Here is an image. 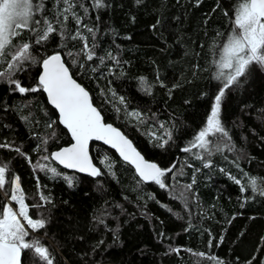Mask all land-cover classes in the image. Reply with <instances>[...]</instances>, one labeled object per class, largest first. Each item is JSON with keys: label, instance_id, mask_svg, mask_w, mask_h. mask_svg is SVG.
Returning <instances> with one entry per match:
<instances>
[{"label": "trees", "instance_id": "obj_1", "mask_svg": "<svg viewBox=\"0 0 264 264\" xmlns=\"http://www.w3.org/2000/svg\"><path fill=\"white\" fill-rule=\"evenodd\" d=\"M82 2L89 8L84 23L97 29V57L111 51L120 65L109 60L100 65L98 59L87 61L83 54L77 55L82 42L70 38L75 32L71 18L66 22L65 39L54 34L34 54L40 59L60 51L107 122L120 128L148 161L161 168L173 163L177 167L167 177V189L152 182L138 183L132 165L109 147L94 143L92 157L105 173L100 177L70 172L48 162L62 174L76 177L74 186L68 187L63 179H53L32 166L46 154L43 147L39 152L34 150L40 138L49 137L47 154L71 143L67 130L58 124L57 111L43 91L21 95L0 81V144L19 147L32 161L14 150L0 148V166L7 164L10 169L6 187L12 176H19L29 215L48 220L46 227L31 233L29 239H38L46 246L54 264H213L209 255L224 264H246L258 247H264V197L256 195L245 202L240 186L225 173L243 183L251 178L257 179L258 185L264 183V69L253 64L240 85L228 90L222 99L220 118L234 150L213 151L210 157L205 153L213 162L212 168H203L200 160L182 151L206 126L219 85L215 76L220 45L231 34L234 9L244 0H141L139 4L137 0H106L108 6L98 13L92 10L91 0ZM45 6V14L52 19L55 0H45ZM76 11L83 16L82 9L77 7ZM84 35H88L86 30ZM32 36L23 30L13 43ZM69 51L72 56L67 55ZM25 68L17 78L25 87L36 86L40 67ZM108 68L113 69L112 74ZM141 77L147 81L144 87ZM149 86L150 91H146ZM120 97L125 103H120ZM133 111L141 117L126 115ZM49 122H56L53 128L47 127ZM160 124L165 129H160ZM165 130L171 131L172 140L164 148L156 147L149 135L162 136ZM53 131L55 137H51ZM212 139L221 142L218 137ZM105 155L112 162L114 176L99 163ZM187 164L201 170L195 173L196 183L187 194L186 208L179 196L182 186L193 178ZM39 192L51 203L36 209L32 205L39 202ZM246 195L251 196V191ZM4 203L0 191V206ZM173 249L181 251L177 254ZM257 254L264 258V251ZM22 260L23 264H39L32 251L22 253Z\"/></svg>", "mask_w": 264, "mask_h": 264}, {"label": "snow or ice", "instance_id": "obj_2", "mask_svg": "<svg viewBox=\"0 0 264 264\" xmlns=\"http://www.w3.org/2000/svg\"><path fill=\"white\" fill-rule=\"evenodd\" d=\"M140 2L141 0H137L138 4ZM107 6L106 0H91V8L97 13ZM55 7L54 16L49 19L45 14V0H0V81L9 85L12 92L21 95L39 91L46 93L48 102L58 110V124L67 129L72 140L69 146L47 154L49 137L40 138L41 143H38L34 150L39 152L43 147V152L46 154L41 155L32 164L33 169L49 173L53 179H63L68 187L74 186L76 177L62 174L57 170V167L48 163L50 160L57 162L65 169L86 173L94 178L100 177L105 173L93 162L89 149L90 142L99 141L115 149L124 162L134 166L138 183L152 182L160 189H167L169 187L167 177L169 174H173L177 165L173 163L168 168H161L156 163L146 161L121 131L113 127L112 124L105 123L101 112L93 105L89 92L73 79L60 51L46 54L40 59L34 54L39 48L44 47L54 34L62 40L65 39L68 35L66 22L71 18L75 22V32L71 34L70 38L82 42V48L77 55L83 54L87 61L98 59L100 65H105L106 60L116 66L121 63L111 51H107L104 56L97 57V29L84 23V17L89 15V8L85 7L82 0H55ZM77 7L82 9L83 16L77 13ZM234 11L231 34L226 35L224 42L220 45L219 60L216 62L218 71L215 76L219 85L214 94L210 115L206 118V126L198 131L187 146L182 148L183 152L200 160L203 168L214 166L212 160L205 157V153L210 157L213 151L234 150L229 132L220 118L221 102L226 92L232 87L240 85L241 78L246 77L253 64L264 69V0H244ZM225 15L227 16L228 13L225 12ZM99 18L97 15L96 19L99 20ZM155 27L156 25H153V28ZM23 30L30 31L33 36L26 41L13 43L14 39L21 36ZM85 30L88 33L87 36L84 35ZM89 37L92 41L91 44ZM67 55L72 56V51H69ZM75 62L73 60V63ZM25 65H38L41 69L34 87L23 86L17 78L18 73L26 71ZM80 67L83 68L84 64H81ZM97 70V68L92 69L94 72ZM108 72L112 74L113 69L108 68ZM140 84L141 87L147 85L145 78H140ZM146 91H150V86L146 88ZM119 100L121 104L125 103L123 97H120ZM117 110L119 111V109ZM126 115L140 118L142 114L133 111L126 112ZM22 119L27 121L28 117L24 116ZM140 122L144 123L145 121L141 119ZM54 123L56 122H49L47 127L53 128ZM159 127L162 130L165 129L164 124H160ZM55 135L56 133L53 131L51 137H55ZM214 137H218L221 142L216 143L212 139ZM149 139L155 141L156 147L164 148L172 140V133L170 130H165L162 136L152 133L149 135ZM0 148L14 150L24 156L29 163H32L31 157L27 153L22 152L19 147H13L11 143H2ZM99 163L107 169L109 175H115L112 171V162L107 155ZM233 163L237 168L240 167L236 161ZM187 167L193 170V178L191 183L182 186L179 196L186 208L188 206L187 194L192 191L193 185L196 183L195 173L201 170L192 164H187ZM9 170L7 164L0 166V191L3 192L5 199V203L0 206V264H23L22 253L26 251H32L34 259L39 264H54V257L49 249L43 246L38 239H29V229L32 232L44 229L48 220L43 216L33 218L29 215V205L25 203L26 198L21 189L19 176H12L7 181L8 186L6 187V173ZM220 171L225 172L224 169H220ZM241 172L244 178H248L247 173H244L243 170ZM225 174L240 186V192L245 202L255 198L256 195L264 197V183L258 185L255 178H251L248 183H243L241 178H237L231 173ZM180 175H183L182 170ZM173 178L175 177L173 176ZM37 184L39 186V180H37ZM249 190L251 196L246 195ZM38 195L39 202L33 204V208L40 209L45 204L51 203L50 198L43 192H39ZM9 202L18 204V211H14ZM19 218L26 221V225L21 223ZM99 223L103 224V219H100ZM261 244L264 245V238H261ZM209 245L211 246V240ZM172 251L179 254L181 249ZM261 251H264V247L257 248V253ZM257 253H254L246 264H264V258H261ZM199 255L203 256L204 253ZM208 259L213 264H224L222 260L212 255H209Z\"/></svg>", "mask_w": 264, "mask_h": 264}, {"label": "water", "instance_id": "obj_3", "mask_svg": "<svg viewBox=\"0 0 264 264\" xmlns=\"http://www.w3.org/2000/svg\"><path fill=\"white\" fill-rule=\"evenodd\" d=\"M66 66L67 67H69L68 65H67V63H66ZM69 72H70V74L73 76V74H72V72H71V70H70V68H69ZM73 79H75L76 81H77V83H79V84H81L74 76H73ZM81 86L82 87H84L85 88V86L84 85H82L81 84ZM85 90L86 91H88V89H86L85 88ZM89 92V91H88ZM45 94V96H46V98H47V95H46V93H44ZM89 97H90V99H91V101L93 102V99H92V95H91V93L89 92ZM47 101H48V99H47ZM49 103V102H48ZM49 105L53 108V109H55L54 108V106H52L50 103H49ZM93 105L98 109V107L94 104V102H93ZM56 110V109H55ZM99 110V109H98ZM57 111V114H58V110H56ZM100 111V110H99ZM101 112V111H100ZM101 115L103 116V114L101 113ZM103 118H104V116H103ZM104 121H105V123H109V124H112V123H110V122H107L106 120H105V118H104ZM113 125V127H115V128H117L119 131H121L131 142H132V144H133V147H135L136 149H137V151H139L140 152V150L135 146V143L120 129V128H118V127H116L114 124H112ZM62 127H64L63 125H61ZM66 129V128H65ZM67 130V129H66ZM68 132V131H67ZM69 134V133H68ZM70 135V134H69ZM70 138H71V136H70ZM71 143H72V140H71ZM70 143V144H71ZM94 143H100V144H102V145H104L103 144V142H99V141H92V142H90V145H89V149H90V156H92V154H91V146H92V144H94ZM70 144H68V145H65V146H62V147H67V146H69ZM105 146H107V147H109L110 149H112L110 146H108V145H105ZM62 147H60V148H62ZM60 148H58V149H55V150H53V151H57V150H59ZM113 151H115L116 152V154L119 156V153L115 150V149H112ZM52 151V152H53ZM141 153V152H140ZM141 155L144 157V155L141 153ZM120 157V156H119ZM121 158V157H120ZM145 158V157H144ZM122 159V158H121ZM123 160V159H122ZM145 160L146 161H148L146 158H145ZM55 162V161H54ZM93 162L96 164V162H95V160L93 159ZM148 162H150V163H154V162H151V161H148ZM56 164H58L57 162H55ZM157 164V163H156ZM97 165V164H96ZM158 165V164H157ZM61 168H63V166H61V165H59ZM98 166V165H97ZM159 167H160V165H158ZM99 167V166H98ZM134 167V166H133ZM64 170H67V171H70V172H76V173H78V174H81V175H86V176H89L88 174H86V173H79V172H77V171H75V170H70V169H65V168H63Z\"/></svg>", "mask_w": 264, "mask_h": 264}, {"label": "rangeland", "instance_id": "obj_4", "mask_svg": "<svg viewBox=\"0 0 264 264\" xmlns=\"http://www.w3.org/2000/svg\"><path fill=\"white\" fill-rule=\"evenodd\" d=\"M10 206L13 207L14 211H18V204H16L15 202H9ZM21 219V223H24L26 225V221H24L22 218ZM29 233H33L30 229H29Z\"/></svg>", "mask_w": 264, "mask_h": 264}]
</instances>
